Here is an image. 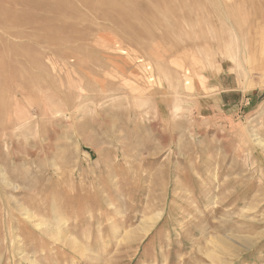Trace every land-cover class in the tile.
Listing matches in <instances>:
<instances>
[{"label":"rangeland","instance_id":"1","mask_svg":"<svg viewBox=\"0 0 264 264\" xmlns=\"http://www.w3.org/2000/svg\"><path fill=\"white\" fill-rule=\"evenodd\" d=\"M258 138L264 0H0V264H264Z\"/></svg>","mask_w":264,"mask_h":264},{"label":"bare ground","instance_id":"2","mask_svg":"<svg viewBox=\"0 0 264 264\" xmlns=\"http://www.w3.org/2000/svg\"><path fill=\"white\" fill-rule=\"evenodd\" d=\"M254 135V134H253ZM256 141H257V145H259V147H261L262 148V150L264 151V139L263 138H258V139H256ZM256 145V146H257ZM27 213V212H26ZM32 214V213H31ZM31 214H29L28 213V215H29V217H33V215H31ZM27 215V214H26ZM28 215L26 216V217H28ZM28 217V218H29ZM36 219V218H35ZM154 219V218H153ZM255 219V218H254ZM30 220V219H29ZM154 222V221H153ZM43 223V222H42ZM66 222L65 221H63V219L61 220V221H59L58 222V224H55V225H52L51 226V228H49V231H50V233H51V236H52V238L54 239V240H56V241H63V240H65V241H68L69 239H68V237L67 236H65L64 235V232H63V230H62V227L64 226V224H65ZM39 224V223H38ZM39 226V228L41 229L42 227L44 228V225L42 226L41 225V223L38 225ZM42 226V227H41ZM46 226V225H45ZM47 227V226H46ZM45 227V228H46ZM148 229V228H147ZM74 241V240H73ZM76 241V240H75ZM64 242V241H63ZM233 242V241H232ZM76 243V242H75ZM213 243V242H212ZM78 246V245H77ZM245 246V245H244ZM251 246V245H250ZM76 249V248H75ZM233 249H235V248H233ZM224 250V249H223ZM209 251V250H208ZM231 251V250H230ZM213 253V252H212ZM235 253V252H234ZM237 253V252H236ZM212 258H213V261H218L219 260V257H217V253H216V256L213 254L212 256H211ZM33 261V260H32ZM31 261V262H32ZM217 263V262H216ZM33 264H35L34 262H33ZM218 264V263H217Z\"/></svg>","mask_w":264,"mask_h":264}]
</instances>
